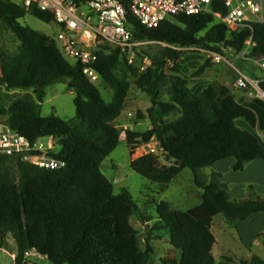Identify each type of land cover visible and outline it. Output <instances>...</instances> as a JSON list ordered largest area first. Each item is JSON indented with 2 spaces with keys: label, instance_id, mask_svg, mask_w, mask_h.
<instances>
[{
  "label": "trees",
  "instance_id": "1",
  "mask_svg": "<svg viewBox=\"0 0 264 264\" xmlns=\"http://www.w3.org/2000/svg\"><path fill=\"white\" fill-rule=\"evenodd\" d=\"M213 10L222 15L226 11L222 5ZM27 14L46 24L54 22L52 13L36 7L26 11L9 0H0V22L20 44L13 56L0 52L1 82L7 91L32 89L37 101L24 97L7 109L0 106V116L6 115L8 127L32 144L39 138H57L59 149L51 156L64 167L43 169L16 159V182L2 168L7 158L0 157V231L12 233L17 247L14 264H24L27 252L50 264H147L153 254L149 234L142 250L138 233L130 224L137 206L126 190L115 195L112 183L100 170L103 160L120 142L121 130L114 122L122 113L130 87L127 72L115 74L122 54L118 49L105 48L97 53L95 69L112 91L111 100L106 102L79 63L64 59L46 35L20 25L19 20ZM128 21L134 40L169 45L165 58L171 63L178 58L173 47L199 46L219 54L225 48L235 56L251 35L254 47L248 57H264V24L252 25V30L230 31L209 14L178 16L150 30L131 18ZM165 66V61L157 62L143 73L128 67L137 88L150 98L151 108L147 112L149 129L142 133L125 131V142L132 147L154 138L173 164L163 166L157 157L144 155L131 160L130 169L160 187L189 169L194 185L202 191L200 204L186 212L172 210L166 202L156 204L153 228L167 230L168 244L185 254L187 264H234L230 257L215 261L212 220L222 215L228 225L245 222L264 213V198L253 194L231 201L222 175L211 173L207 179L201 170L233 158L231 170L236 173L254 160H264V147L258 138L236 124L242 121L264 132V101H237L227 87L216 82L194 96L185 79L176 77L170 102H158L166 81ZM63 81L74 93L75 117H42L44 89ZM260 88L264 91V82ZM172 113L180 116L163 123L162 119ZM240 264H264V260L253 256L250 263Z\"/></svg>",
  "mask_w": 264,
  "mask_h": 264
},
{
  "label": "rangeland",
  "instance_id": "2",
  "mask_svg": "<svg viewBox=\"0 0 264 264\" xmlns=\"http://www.w3.org/2000/svg\"><path fill=\"white\" fill-rule=\"evenodd\" d=\"M9 1L20 6V0ZM19 23L46 35L51 40L60 31V26L57 23L46 24L28 14L20 19ZM204 33V31L199 33L197 37H202ZM19 45L14 34L0 22V52H3L6 56H13L18 53ZM103 48L108 49V51L117 49L108 44H100L99 50ZM168 48L171 47L159 42L137 41V46L133 50L132 56L122 53L115 74L121 76L127 72L126 75L130 87L122 113L114 122V125L121 130L120 142L109 156L103 160L100 169L105 178L112 183L113 193L117 195L121 191L126 190L137 206V212L130 218V224L138 233V243L142 250L146 246L144 239L149 234L150 241L148 245L152 248L153 254L147 264H187L185 254L173 249L168 244L167 230L153 228V225L157 222L156 204L166 202L172 210L186 212L200 204L202 191L194 185L193 173L189 169H184L170 184L164 187L152 184L130 169V161L140 157L138 153H143L144 147L143 143L135 144L132 147L127 145L125 142V131L142 133L149 129L150 122L147 112L151 108V103L150 98L135 85L134 78L130 74L128 67L143 73L152 64L165 61L166 81L161 87L157 99L158 102H170L171 86L176 77L185 79L188 89L194 96L200 95L209 84L216 82L227 87L237 101L246 102L249 100L241 92L234 90L233 84L237 77L235 69H238L248 77L262 76L259 68L247 61H241V59L230 56V52L225 48H222L221 54H219L199 46L173 47L178 56L175 63H171L165 58ZM210 53H215L225 58L226 61H214ZM95 86L102 98L109 102L112 97L111 89L101 80L96 82ZM44 94L40 104L42 117L54 115L61 120H71L75 117L74 93L68 88L67 81L46 87ZM24 97L34 102L37 101L32 89L5 90L0 92V106L7 109L12 102ZM179 116V113H172L162 119V122L169 123ZM6 119V115L0 116V124L6 123ZM236 124L238 127H244L242 121H237ZM247 129L258 138L261 146L264 147V132L258 129H251L248 126ZM48 145H53L51 150L53 152L59 149L57 138H53ZM155 157H157L160 165L170 166L173 164V161L164 153H159ZM6 158L7 160L2 164V168L7 170L17 182L18 171L15 166V160L18 157ZM232 159L228 158L224 161ZM218 167L221 172L226 173L228 181L234 184L231 190V186L228 184L231 201L245 200L253 194L264 198V175L257 181V188L254 189L252 184L245 185L242 188L243 183L239 181L240 177L237 176V172L235 173L231 170L232 166L227 169V165L221 162ZM213 172L215 171L212 168L201 170V174L206 176L207 179ZM221 181L223 182L222 179ZM245 191L246 195H244ZM212 221L211 232L217 241L213 252L216 262H220L221 257L232 258L234 264H240L241 261L250 263L253 256L264 260V214H256L247 220L248 223L245 226H239L241 236L236 228L237 223L234 226L226 224L222 215L214 217ZM146 225L148 229L145 237H143ZM16 253L17 247L12 233L7 230H1L0 264H14ZM26 264L50 263L41 256L32 255L27 259Z\"/></svg>",
  "mask_w": 264,
  "mask_h": 264
},
{
  "label": "built area",
  "instance_id": "3",
  "mask_svg": "<svg viewBox=\"0 0 264 264\" xmlns=\"http://www.w3.org/2000/svg\"><path fill=\"white\" fill-rule=\"evenodd\" d=\"M218 5L225 8V14L213 10ZM20 7L26 11L36 7L53 14L60 31L52 40L64 59L82 66L83 74L92 84L100 80L94 66L100 44L111 45L121 54L133 55L137 41L134 40L129 18L148 30L156 29L178 16L201 14L211 15L230 31L252 30V25L264 24V0H20ZM253 47L251 35L240 53L232 56L228 49L230 56L251 63L262 73L261 77H248L235 69L237 77L233 87L248 100L264 101V91L260 88V83L264 82V57L249 58ZM210 56L214 61H226L215 53H210ZM1 78L0 72V92H4L7 86L1 82ZM51 140L53 137L39 138L32 144L6 123H1L0 157L15 156L29 165L57 170L64 164L51 156L54 153L51 151L53 145H48ZM143 147V153L136 152L140 157L163 153L154 138L143 143ZM32 255L38 254L25 253L23 263L26 264Z\"/></svg>",
  "mask_w": 264,
  "mask_h": 264
},
{
  "label": "crops",
  "instance_id": "4",
  "mask_svg": "<svg viewBox=\"0 0 264 264\" xmlns=\"http://www.w3.org/2000/svg\"><path fill=\"white\" fill-rule=\"evenodd\" d=\"M251 77H253V76H251ZM243 125H244V127H241V128H244V129L248 130L247 129V125H245L244 123H243ZM221 162L225 163L227 165V167H228L227 169H229L234 164V159L229 160V161H224V160L219 161V162L213 164L209 168H212V170L215 171L213 173H219L220 172V174H222V177H223L222 178L223 182L226 183V184H229L231 186L230 187V190H231L234 187V184L231 181H228V179L226 177L227 176L226 173H223V171L221 172L219 170L218 165ZM262 175H264V160H259V159L254 160L253 162L249 163L244 168V170L242 172H237V176L240 177L239 181H241V183H243L242 188H244L245 185H248V184H252L254 186V189L257 188L258 186H257L256 183H257V181H259L261 179ZM229 195H230V191H229ZM244 195H246V191H245ZM262 214H264V213H262ZM246 223H248V222L245 221V222H238L237 223V227L236 228L238 229V232H239L240 236H241V233H240V227L239 226L243 227V226L246 225ZM211 227H212V223H211ZM234 230H236V229H234ZM214 238H215V236H214ZM216 244H217V241H216V238H215V244L213 245V248H212V255H213V252H214V248L216 247Z\"/></svg>",
  "mask_w": 264,
  "mask_h": 264
},
{
  "label": "water",
  "instance_id": "5",
  "mask_svg": "<svg viewBox=\"0 0 264 264\" xmlns=\"http://www.w3.org/2000/svg\"><path fill=\"white\" fill-rule=\"evenodd\" d=\"M147 229H148V226L146 225V226H145V231H144V233H143V237H145L146 232H147Z\"/></svg>",
  "mask_w": 264,
  "mask_h": 264
}]
</instances>
